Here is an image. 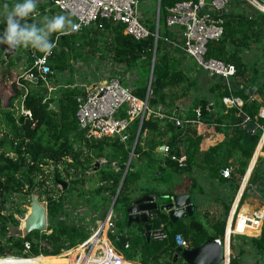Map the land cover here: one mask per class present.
<instances>
[{
	"label": "trees",
	"instance_id": "obj_1",
	"mask_svg": "<svg viewBox=\"0 0 264 264\" xmlns=\"http://www.w3.org/2000/svg\"><path fill=\"white\" fill-rule=\"evenodd\" d=\"M183 1L188 0H161L158 41L153 36L137 41L125 34V25L106 21L102 29H92L70 37L60 38L55 48V54L49 60V65L53 71L67 76L72 81V61L81 60L89 67L95 65V69L98 71L100 66L109 61L107 58L112 57L111 59H116V61L114 60L115 64L122 66L125 72L133 74V93L140 99H146L150 74L154 67L150 105L155 107L161 104L174 107L177 102H168L165 91L184 83L187 77L186 73L194 71L191 81L192 88L201 87L198 72H205L192 59L185 56L180 49L166 42L168 39L177 40L173 32L165 26L166 9ZM7 5L11 7L13 4ZM229 9L222 15L224 20L223 37L219 42L211 43L208 46L206 57L235 65L237 74L233 79L231 90L234 97L242 99L243 107L229 109L223 104V97L230 96L231 92L223 80L215 77L218 81L213 83L216 86L211 88V92L218 90V101L214 103L225 112V115L219 120L208 121L211 98L197 97L193 92L194 97L193 99L191 97V105L185 113V118L187 121L196 120L199 110L202 124L216 125L217 132H225L232 137L229 138V141L200 154L204 137L198 134L199 126L197 124L187 123L182 127H177L168 121L145 120L134 148V157H137L138 160L132 161L131 169L116 201V205L121 203L122 207L130 205L131 201L127 195L132 190L133 184L139 182L143 170L147 169L146 167L151 169L157 165L159 161L156 159V150L159 146L166 144L170 147L171 153L164 159V168L158 167L162 174H170L168 171L181 174L189 173L197 166V160L202 156L207 165V168L203 169H207L213 178L221 179L222 183L229 184L231 197L228 202L224 203L225 218L215 224V232L211 235L204 225L195 219V215L189 218L190 222L187 225L183 221L173 224L165 214L158 211L152 212L150 223L153 224V227L160 223L167 225L171 231V239L169 242L153 240L148 242L144 226L132 225L127 238L129 248L124 245L126 250L124 257L130 261L128 263L136 261V255L140 254V264H159L162 259H166V264H176L174 261L177 248L175 236L178 234L183 235L191 248H198L208 241L224 238L234 195L239 190L241 179L245 176L264 129V119L260 117L261 109L264 108V83L258 87L253 96L247 93L245 89L256 87L260 78H258L256 65L253 63L246 67L240 56L248 52L260 53L261 48L264 53V14L247 5L243 0H230ZM155 28L156 25L153 24L151 30L154 31ZM54 38L53 35V40H55ZM6 50L5 46H0V64L2 65V70H0V259L6 257L27 258L28 256L23 253L26 242H31L34 245L31 257L41 258L39 255L43 254V258H54L57 256H45L57 255L66 247V244L69 243L68 247H74L87 239L86 232L79 227L70 225L68 222L62 223L66 216L64 206L70 200L67 194L72 193L70 192L72 190L78 191L86 185L88 175L96 168L97 153L103 151L106 145L110 147L112 145L114 157H119V160L116 161L115 166L113 164L100 166L98 187L93 194L103 198L105 196L115 198L124 178V171H120L118 168L129 162L139 122L136 121L133 124V135L128 150L118 142H89L85 140L78 126L75 101L77 91L66 90L63 92L62 99L59 100L62 114V119H60L58 112L51 110L49 104L43 103L46 89L41 83L27 81H23L29 87V93L23 101V105L31 112L32 116L29 118L23 115L20 111L15 110V105L22 104L23 91L18 88L15 82L9 83L10 81H8L14 61L10 59L7 64L6 60H2ZM37 54L43 55L38 51ZM27 56L31 62L30 54L27 53ZM189 60L190 63H188ZM252 70L256 75L246 81V88L235 82L238 78H248L247 74ZM188 93L190 91L183 93V97ZM179 98L180 96L177 98L178 101ZM247 118H249L248 122H246ZM249 122L258 125L259 132L248 133L243 127ZM162 124L164 125L162 126ZM149 133L158 135L150 140L148 147L145 148L144 144L147 138L144 135ZM157 138L161 139V142H157ZM234 153L238 154V159L228 163L229 158L235 157ZM181 164H186V167L183 168ZM61 166L64 167L62 170ZM49 168H52L53 171L48 170ZM223 169H232L231 179L226 181L222 179L221 171ZM167 176L166 179L170 177ZM253 177L252 181L255 182V172ZM59 182H68L69 188L65 191L59 190L56 188L60 184ZM37 191L40 192L39 196L52 199L47 205L48 230L52 233L41 235L39 232H33L25 238L12 236L13 238L10 237L12 239L8 238L4 243V237L10 233L11 229L19 228L18 215L24 217L26 213V210L22 209V204L17 202L15 197L28 198ZM126 224L125 220L119 225L121 232ZM252 231L258 236L257 228ZM40 238L47 244L43 251H39L36 247V241ZM244 240H249L258 254L263 255L264 226L259 238L237 236L233 239L232 251L234 255H237V258L233 260L232 264L242 262ZM117 243L121 246L119 241Z\"/></svg>",
	"mask_w": 264,
	"mask_h": 264
},
{
	"label": "built area",
	"instance_id": "obj_2",
	"mask_svg": "<svg viewBox=\"0 0 264 264\" xmlns=\"http://www.w3.org/2000/svg\"><path fill=\"white\" fill-rule=\"evenodd\" d=\"M139 1L39 0L37 12L32 17V21L40 22L44 17H52L54 15L69 17L78 25V29L75 32L70 31L68 35H60L59 39L92 29H102L104 23L110 21L125 25V34L137 41L145 40L150 36H153L158 41L161 14L158 17L156 9V28L152 31L151 26H146L142 22V16L138 8ZM243 1L264 14V0ZM229 8L230 0H188L179 2L166 9L165 26L177 37L176 41L168 39L166 42L180 49L185 56L192 59L203 71L223 80L232 93L231 85L237 74L235 65L213 58L207 59L206 57L208 46L211 43L219 42L223 37L224 20L222 15L227 13L230 10ZM54 39L56 40V37ZM58 40H56V43H58ZM6 51H9V49ZM27 53L30 54L31 62ZM54 54L55 49H53L51 55L45 57L44 54L39 56L37 51L31 48H23L17 50L15 55L17 58L20 57L21 61L25 59L26 63L22 67V73L18 74L16 79L12 81L23 91L22 104L20 106L15 105V110L20 111L29 118H31L32 114L23 105V101L29 93V87L23 81L41 83L46 89L43 103L49 104L50 107L55 103H59L64 91H77L75 101L78 126L85 140L89 142H118V144L126 147L133 135V124L136 121L139 122L138 132H140L144 121L151 118L172 122L177 127H182L187 123L199 126L202 122L199 110L197 111L196 120L187 121L185 114L184 116L179 115L181 105L172 109H167L161 104L152 107L150 105L151 91L147 93L146 99L138 98L133 93V74L125 72L122 66L115 63L112 64L113 69L110 71L106 69L111 64L110 62H105L102 66H98L97 71L95 65L89 67L81 60L72 61L73 77L72 81H70L67 76L56 73L50 67L49 60ZM38 60L42 61V63L37 64ZM88 69L90 73H88ZM223 104L228 108L243 107L242 100L232 95L224 97ZM260 116L264 118V113ZM248 121L249 118L246 119V122ZM164 152L169 154V147L165 146ZM181 165L183 168L186 167V164ZM221 176L224 179H231L232 169H223ZM87 188L86 184L82 189L86 191ZM60 190L65 191L63 188H60ZM76 194L79 195V192ZM45 205L47 208V201ZM115 206V198H112L111 205L107 211L101 213L98 209L93 211L88 207L77 205L76 201L70 198L69 203L64 206L66 216L63 222H68L70 225L82 229L86 232L87 239L74 247H68L69 243L66 244V247L56 256H62V258L66 259V264H126L130 262L110 244V237L119 241V236L121 235L118 227L123 216L115 213ZM241 210L242 207L238 203L235 210L233 211L232 209L230 212L225 238L223 240H215L224 250L222 264H232L233 260L236 259V255L232 251V241L235 237H257L255 233L248 234L255 228H259L260 233L258 236L261 235L264 226V210L247 212L243 216L241 215L243 213ZM228 229H230L229 240ZM39 233L41 235H50L52 233L48 230V223L46 230ZM150 237L151 240L156 242H169L171 239L170 228L164 223H160L155 227L152 224ZM175 243L176 247L191 248L181 234L175 236ZM46 246L47 244L42 238L36 241V247L39 251H43ZM33 247V243H25L23 253L28 257L24 259L37 258L30 256ZM125 247L129 248L127 241ZM39 256L44 255L41 254ZM52 256L55 255H46L45 257Z\"/></svg>",
	"mask_w": 264,
	"mask_h": 264
},
{
	"label": "crops",
	"instance_id": "obj_3",
	"mask_svg": "<svg viewBox=\"0 0 264 264\" xmlns=\"http://www.w3.org/2000/svg\"><path fill=\"white\" fill-rule=\"evenodd\" d=\"M0 3H1L0 14H2L4 11V5L5 4H14L15 0H0ZM11 59L14 61V65H13L14 67H16L18 62L21 61L20 59H18L15 56ZM188 63H190V60ZM13 66H12V68H13ZM188 66L193 67L192 65H188ZM12 68L10 70V72L12 73L11 74L12 77L8 80V81H10L9 83H12V81H14L17 77V72H14L12 70ZM19 69H20V67H18V70ZM209 76H210V74H209ZM210 78H212L213 80L216 79L213 76L212 77L210 76ZM249 78H250V76L248 78H245V79L238 78L235 82L245 86V88H246V86H247L246 81H248ZM253 88L255 90L252 93L251 89H253ZM257 89H258V86L252 87V88L249 87V89L246 88L245 90L247 91V93L250 96H253L257 92ZM231 95H233V92L231 93ZM250 99L253 100L252 97H250ZM210 101H211L210 106L211 105L213 106V110H210V106H209V111H210V114L213 111L214 116H215L212 121H216V120L221 119V117H223L225 115V112H223L220 108H218L216 106V104L214 103L215 100L213 98H211ZM190 105H191V97L190 98L185 97L184 100L183 99L180 100L179 103L176 104L174 107L180 106L181 112H179V115L184 116V114L186 113V111ZM163 106L167 109L174 108V107H169V106H165V105H163ZM262 113H264V108L261 109L260 115ZM210 117L211 116L209 115V118ZM152 120H159V119H152ZM159 121H161V120H159ZM249 123H251V122H249ZM246 126L247 125H244L243 128L250 134H255V133L259 132L258 125H256L257 128L253 132L251 130L248 131L246 129ZM216 127H217L216 125H208V124H202V123L199 125L198 130H197L198 134L203 135V137H204L203 142H202L201 147H200V154L206 153L209 151L210 148H213V147H215L221 143L229 141V138L232 137V135L228 136L225 132H217L215 129ZM220 127L221 128H227L226 126H220ZM140 132H137V137H136L134 146L132 147L133 159L135 158L134 157V148H135V145L138 142V139L140 137ZM147 136H148V134L144 135L145 138ZM165 146L169 147L168 145L163 144L162 146H159L157 148V150H156L157 155L156 156H161V157H163V159L170 156L171 149L169 147L170 153L168 154V153L164 152ZM129 148H130V144H129ZM129 148H126V149H129ZM233 155L235 157L229 158L228 163L234 162L235 160L238 159L237 153H234ZM204 159L205 158L200 156L197 160V166H195L193 168V170H191L189 173H183V174L178 173V172H173V171L172 172L168 171L170 174H162V171H160L158 169V167L164 168V165H163L164 160H158L159 162L153 168L148 169V167H146L147 169H146L145 173H146L147 178L142 177L138 183L133 184L132 190L129 193V197H128L129 200L132 202L133 200L138 199L144 195L154 196L157 198L172 197L175 195H189L191 197L193 205L195 206L194 215H196L197 213H200L201 215L207 214V215H209V218H211L212 220L215 219L216 215H218V213L222 212L221 206L224 207V203L228 202L229 197H231V193H230L231 191L229 188V184L222 183L221 179L213 178L207 169H203V168H207V165H206ZM221 159L224 160L223 157H221ZM262 162L264 164V129H263V132L261 133V139H260V142H259L256 150H255L253 158L249 162V166L247 168L245 176L241 179L239 190L234 195V199H233L234 204L232 205V209L234 211L237 204L239 203V206L242 207V210H241V212H243V213H241L242 216L247 212L264 210V206H263L264 204L260 205V202L258 201V200L264 201V165H263L262 170L257 171ZM127 164L128 163H126L125 165H127ZM131 164H132V162H131ZM130 169H131V167H130ZM96 170H98V168ZM254 172H255V176H256L255 182L252 181L254 178L253 177ZM89 175H91V174H89ZM167 175H169L170 177L166 179ZM164 176H165V179H164ZM222 179H224V178L222 177ZM224 180L226 181L227 179H224ZM59 185H61V184H59ZM68 188H69V184H68L67 189ZM82 188H80V189H82ZM77 192H79V195H77L78 197L83 196V198L86 200V201H84L85 204H83L81 206L88 207L93 211L98 209L101 211V213H104L105 211H107V209L111 205L112 197H110V196L104 197L107 199V202L105 204H101L99 202H96V204L95 203L93 204L92 202L94 201L93 200L94 194H95L94 192H93L94 193L93 194L92 192L88 191V188L86 191H84L82 189V193L80 190H78ZM246 195H247V197H245ZM251 197H255L257 199V201L251 200ZM231 210H230V212H231ZM229 215H230V213H229ZM180 221H183L187 225L190 222L189 218L182 219ZM227 221H228V219H227ZM119 225H121V224H119ZM214 226L212 225L211 229L207 230L211 235H213V232H215ZM204 227L206 229H208L207 226L204 225ZM118 228L120 230V226ZM226 228H227V226H226ZM228 231H230V229H228ZM227 235H228V240H229L230 232L227 233ZM225 236H226V234L224 235V238H225ZM223 239H221V240H223ZM41 257H44V256H41ZM236 258H237V256H236ZM7 260H12L14 262L8 263ZM64 261H65V263H63V264H66L67 260L64 259ZM31 263H34V260H31V259L27 260V259L17 258V257H8V258H1L0 259V264H31ZM126 264H133V263H126ZM178 264H180V263H178Z\"/></svg>",
	"mask_w": 264,
	"mask_h": 264
},
{
	"label": "rangeland",
	"instance_id": "obj_4",
	"mask_svg": "<svg viewBox=\"0 0 264 264\" xmlns=\"http://www.w3.org/2000/svg\"><path fill=\"white\" fill-rule=\"evenodd\" d=\"M0 6H1V3H0ZM138 8H139V13L142 16V22L146 26L147 25L148 26H152L153 24L156 25L155 14H156V9H157V0H140ZM229 49H232V48H229ZM110 56H112V55H110ZM240 56L244 60V63L246 65V67L251 66L253 63L256 65V70L258 71V78H260V81H259L260 83L258 82V84H256V85L259 87L262 83H264V53H263V48L260 49V53L248 52V53L241 54ZM111 58H107L109 60L108 62L111 63L108 66V68L106 67V69L109 70V71L113 69V65L112 64L115 63L114 60L116 61V59L113 60ZM22 60L23 61L18 62L16 67H14V66H13V68L11 67L14 72H17V75L22 73V67H24L25 64H26L25 61H24L25 59H22ZM18 67H20L19 70H18ZM0 70H2V65L1 64H0ZM88 73H90L89 69H88ZM194 73H195V71L194 72H187L186 73L187 77H186V80H185L184 83H182L181 85H179V86H177L175 88L168 89V90L165 91V93H166V95L168 97V99H167L168 102H170V103L177 102L176 104H178L180 100H182V99L184 100L185 97H187V96H188L187 98L192 97V99H193V97H194L193 96V92H194V94L197 95V97H205L207 99L214 98L215 102L218 101V93H217L218 90H217V92H211V88L216 86L213 83L218 81V79L217 80L216 79L213 80L212 78H210L209 74L206 73V72H198V76H199L201 87L192 88L193 86L191 85V81L193 79ZM11 74L12 73L10 72L9 79L12 77ZM247 75H248L247 77H249V76L252 77L253 75H256V73H255V71L252 70ZM187 91H190V93H188V95L183 97V93H186ZM179 96H180V98H179V101H178L177 98ZM163 125L164 124H162V126ZM153 134H155V135H153ZM156 135H158V134L157 133H149L148 134V136L146 137L147 139H146L145 144H144L145 148L148 147L149 141L152 140ZM157 142H161V139L157 138ZM126 147L129 148V144H127ZM93 157H95V155H93ZM131 157H132V152L130 153V158ZM130 158H129V160H130ZM156 159L157 160H164L163 157H161V156H157ZM94 160H95V158H94ZM96 160H98L96 162V164H99L98 170H96V168L94 170H92V172H90L91 175H88L87 182H86V184L88 186V191H90L92 193L95 192V190L97 189V186H98L99 168H101L100 165L107 166V165L113 164V166H115V164L118 162L117 160H119V157H114V153L112 151V145H111V147L109 145H106L103 151L97 153ZM111 160H113V161L111 162ZM132 160H138V159H137V157H135L134 159L132 157ZM103 162H105V163H103ZM263 165L264 164L262 162L260 164V166H259V169L257 171L262 170ZM53 168H54V166H53ZM63 168H64L63 166L60 167L61 170ZM48 170L53 171L52 168H49ZM145 172H146V169L143 170L142 177L147 178ZM56 188H58L60 190V188H63V186L62 185L61 186L58 185V186H56ZM79 190L82 193V189H79ZM70 192H72V193L67 194V196L69 198H71V199L76 200V204L77 205L85 204L84 201H86V200L83 198V196L78 197L77 194H76L77 193L76 190H72ZM39 194H40V192L37 191L33 195H36L38 197V199H39L41 204H43V203L45 204V202L47 201L46 197L39 196ZM127 196L129 197V195H127ZM31 197H32V195H31ZM31 197H28V198H23L21 196L15 197L17 202L22 204V209L24 208V210H26L25 215L28 213L29 208L31 206ZM93 200H94L92 202L93 204L94 203L96 204V202H99L101 204H105L107 202V200L104 199L101 196L100 197L94 196ZM251 200L257 201V199L255 197H251ZM258 201L260 202V205L264 204V201H260V200H258ZM233 204L234 203L232 202V205ZM232 205H231V209H232ZM221 207H222L221 208L222 212L218 213V215H216L215 219H213V220L211 218H209V215H207V214L206 215H201L200 213H197L195 215V219L197 221L201 222L203 225L207 226V228H208L207 230H210L212 225L214 226L215 223L218 224L219 222H221L225 218L224 217V207L223 206H221ZM124 208L125 207L121 206V203H118L114 207L115 213L122 214V216H123L122 217V221L120 222V224L124 223V221L126 219ZM24 217L18 215L19 221H22L24 219ZM228 217H229V215H228ZM19 228L11 229L10 233L6 237H4V243L8 240V238H10L12 236L20 235ZM253 233H254L253 231L248 232V234H253ZM246 237H248V236H246ZM259 237L260 236L248 237V238H259ZM109 240H110V244L117 251H119L122 256H125L126 250L124 249V246L118 245L117 240L115 238H113V237H110ZM244 241H245L244 244H243V250L244 251H243V255H242V259H241L242 262L240 264H264V254L263 255H259L258 252L256 251V249L253 247V245L251 244V242L249 240H244ZM6 258H8V257H6ZM45 259H52V258H45ZM31 260H33V259H31ZM135 260L136 261H134L133 264H140L139 261L141 260V255L137 254ZM44 263L45 264H62V263H65V261L64 260L63 261L62 260L61 261L60 260L59 261L58 260H55V261L46 260V261H44ZM166 263H167L166 259H162L159 264H166ZM31 264H35V263H31Z\"/></svg>",
	"mask_w": 264,
	"mask_h": 264
},
{
	"label": "water",
	"instance_id": "obj_5",
	"mask_svg": "<svg viewBox=\"0 0 264 264\" xmlns=\"http://www.w3.org/2000/svg\"><path fill=\"white\" fill-rule=\"evenodd\" d=\"M157 7V14L159 17L161 14V0H158ZM16 54L17 50L6 51L2 56V60H6L8 64L10 59L13 58ZM153 72L154 67L152 68V72L150 74L148 92L151 91ZM210 76L212 77L213 75L210 74ZM254 90V88L251 89V92L253 93ZM50 109L58 112L59 118L62 119L61 105L59 103L53 104ZM210 110H213L212 105L210 106ZM210 116L211 117L208 121H212L214 119L215 116L213 111L211 112ZM256 128L257 126L254 123H248L246 126V129L248 131L251 130L252 132L255 131ZM132 157L130 158L127 165H122L118 168L120 171H124V178L122 180L121 188L119 189L117 196L115 197V202L120 196L122 185L130 170ZM95 165L97 169L99 167V164ZM59 183L63 186V190L67 189V182ZM50 201H52V199H47V203H49ZM124 211L127 224L126 227L122 230L121 235L119 236V242L121 243V246L125 245L130 227H132V225H143L147 241L149 242L151 240L150 232L152 229V224L150 223V216L152 212L158 211L162 214H165L173 224H176L182 219L192 217L195 212V206L193 205L191 197L189 195H175L172 197L162 198L144 195L138 199L133 200L129 206H126L124 208ZM20 222V235L13 237L25 238L33 232H42L46 230L48 223L47 208L44 203H40L36 195H32L29 211L25 215L24 219ZM223 258V247L216 241H208L198 248L184 249L181 247H177L175 251L174 261L177 264H222Z\"/></svg>",
	"mask_w": 264,
	"mask_h": 264
},
{
	"label": "clouds",
	"instance_id": "obj_6",
	"mask_svg": "<svg viewBox=\"0 0 264 264\" xmlns=\"http://www.w3.org/2000/svg\"><path fill=\"white\" fill-rule=\"evenodd\" d=\"M38 4L39 0H15L11 7L4 5L0 14V46L13 51L31 48L47 57L57 47L56 40L60 35H68L78 29V25L65 15L44 17L40 22H33ZM53 35L56 40H53ZM41 63L37 61V64Z\"/></svg>",
	"mask_w": 264,
	"mask_h": 264
},
{
	"label": "bare ground",
	"instance_id": "obj_7",
	"mask_svg": "<svg viewBox=\"0 0 264 264\" xmlns=\"http://www.w3.org/2000/svg\"><path fill=\"white\" fill-rule=\"evenodd\" d=\"M214 77V76H213ZM258 230H259V228H257ZM230 231H228V233H229ZM259 233H260V230H259ZM33 260H34V263L35 264H45L44 263V261H45V258H43V257H41V258H33ZM46 260H51V261H55V260H64V258H62V256H59V257H54V258H52V259H46ZM7 262L8 263H12V262H14V261H12V260H7ZM63 264V263H62Z\"/></svg>",
	"mask_w": 264,
	"mask_h": 264
}]
</instances>
